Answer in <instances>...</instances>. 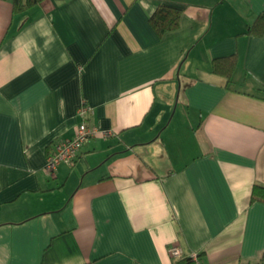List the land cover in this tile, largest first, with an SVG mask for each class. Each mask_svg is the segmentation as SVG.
<instances>
[{
	"label": "crops",
	"instance_id": "1",
	"mask_svg": "<svg viewBox=\"0 0 264 264\" xmlns=\"http://www.w3.org/2000/svg\"><path fill=\"white\" fill-rule=\"evenodd\" d=\"M159 2L181 8L157 35ZM264 0H0V264H264ZM235 53L230 82L211 59ZM85 100L98 129L43 171ZM108 134L104 135L102 132Z\"/></svg>",
	"mask_w": 264,
	"mask_h": 264
},
{
	"label": "trees",
	"instance_id": "2",
	"mask_svg": "<svg viewBox=\"0 0 264 264\" xmlns=\"http://www.w3.org/2000/svg\"><path fill=\"white\" fill-rule=\"evenodd\" d=\"M12 11L22 12L34 5L40 3L42 0H10ZM181 8L159 2L154 11L149 16V22L157 35H162L165 31L174 29L178 26ZM264 31V10H262L255 17L253 22L248 27V32L260 35ZM237 55L235 53L217 56L211 59V71L221 74L226 77V82L229 83L232 72L236 66ZM250 202L261 201L264 202V186L253 184L250 192ZM185 260H177L174 264H181Z\"/></svg>",
	"mask_w": 264,
	"mask_h": 264
},
{
	"label": "built area",
	"instance_id": "3",
	"mask_svg": "<svg viewBox=\"0 0 264 264\" xmlns=\"http://www.w3.org/2000/svg\"><path fill=\"white\" fill-rule=\"evenodd\" d=\"M90 113L91 107L85 100H81L77 106V114L80 120L76 124L74 134L70 137H56L50 144L43 165V171L46 174H51L57 165L62 162H73L78 157L83 143L89 137L98 134L97 127L88 120ZM102 133L104 135L108 134L106 131ZM168 252L172 259V264L181 259L185 260L181 264H203L198 251H184L179 245L169 244Z\"/></svg>",
	"mask_w": 264,
	"mask_h": 264
}]
</instances>
